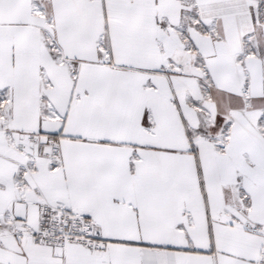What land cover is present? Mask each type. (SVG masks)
Instances as JSON below:
<instances>
[{
    "label": "snow or ice",
    "instance_id": "obj_1",
    "mask_svg": "<svg viewBox=\"0 0 264 264\" xmlns=\"http://www.w3.org/2000/svg\"><path fill=\"white\" fill-rule=\"evenodd\" d=\"M0 264H264V0H0Z\"/></svg>",
    "mask_w": 264,
    "mask_h": 264
}]
</instances>
